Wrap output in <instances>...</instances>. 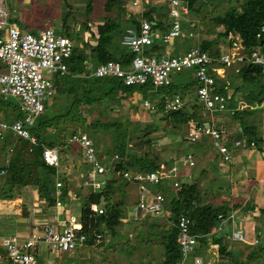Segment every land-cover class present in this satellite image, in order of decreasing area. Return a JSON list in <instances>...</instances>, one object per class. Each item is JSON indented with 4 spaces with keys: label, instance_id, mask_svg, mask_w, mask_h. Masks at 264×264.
<instances>
[{
    "label": "trees",
    "instance_id": "obj_1",
    "mask_svg": "<svg viewBox=\"0 0 264 264\" xmlns=\"http://www.w3.org/2000/svg\"><path fill=\"white\" fill-rule=\"evenodd\" d=\"M85 1L87 3L84 7L85 18L81 22V27L77 29L73 28L71 24L77 21L75 16L79 15L77 13H79L80 10H77L76 14L72 12L74 7L72 3L73 0H62L59 4L60 6H58L59 12H50L49 15H45L44 13L46 4L40 5L41 12L38 15L46 16L49 20L51 16L52 20L55 18L59 20V22H56L58 25L60 23V33L73 41L74 47L72 54L66 61L67 72L59 76V82L56 81L57 95L65 96V101L60 109L55 112H52V109L51 111L45 106L44 112L37 117L34 125L29 128L31 134L36 139L35 144H31L30 141L21 138H18L15 142L14 138H11L9 142L14 141L12 152L8 151L6 146L7 142L1 144L0 156L3 158V163L0 164V169L5 170V174L2 176V182L0 184V198L12 200V198L17 197L14 193L16 189H23L28 185H34L38 197L48 206H55V198L53 196L56 183L55 176L60 166L52 167L46 165L42 157V150L45 146H58L59 148H67V151L71 154L77 151L78 154L83 156V148L79 144L66 142L67 138L74 133H85L91 141L98 137V132L101 130L116 135V144L113 147L114 152H105L109 157L107 161L104 160V164L107 165L105 162L110 163L114 155H117L118 159L109 164L112 166L111 168L107 167L106 173L112 171L114 175L119 173L118 175L122 177V173L125 170H131L133 172H150L157 170L159 164L164 161L162 154L160 152V154L156 153L154 148H149V151L145 150L140 154L131 150L126 141V138L131 132L124 128L123 123L117 116L111 115L113 105L125 99L133 103L134 94H150L153 100L149 102L154 108L156 107L154 112H161L163 114V121L167 122V124L173 128H178L194 118L204 120L199 113L197 108L198 104L195 100L194 102L190 101L185 103L178 110L164 111V95L177 94L180 96L181 100H184L188 93V95L194 98L193 91L197 85L194 68L174 72L175 74L185 75V80H179L177 76L172 77L174 74L172 73L171 83L162 88H155L149 82L143 85H125L121 79L114 76L95 77L91 75L96 65L107 61H118L123 67H127L126 65L131 61L134 54L128 47L122 45L120 40L127 28H139L140 21L138 17L142 16L148 20L152 24L153 29H157L161 33L167 32L170 28L169 16L168 20L163 19V17H165L166 9L168 13L169 2L151 1L141 14L138 13V9L136 8L137 12L130 13L127 22L122 24L108 17H102V23L97 25L96 34H93L89 26L92 21V0ZM181 1L187 5L188 13L189 11L199 12V10H201L200 6H195V3L199 0ZM124 3H126V0H106L104 7L109 11L116 5L118 8L122 7ZM122 10H124V8H122ZM214 11V14L207 19L214 25L220 26L221 29L217 32L215 38L207 41L214 52L213 54L217 55L220 52L219 49L214 48L220 43L219 39H221V43L225 41L230 47L237 38H239L245 52H249L255 47H261L264 51V0H236V3L228 2L227 8L223 12L218 10ZM154 13H156L158 17H155L153 15ZM8 18L9 21L21 26L20 28H24L23 30L28 29L30 21L29 16L24 15L20 17L17 15L15 17L9 16ZM200 28L203 30V27L200 26ZM85 30L94 37V42L84 40L83 31ZM30 32L36 33L37 31L35 32L32 30ZM257 34H259V36ZM177 38L179 37L175 39ZM118 42L121 46L126 48V50L119 54L116 53ZM167 44L168 43H164L160 39H154L153 42L145 48V54L160 57L166 54L173 56L183 52V50H179L178 47L172 52H168L165 48ZM201 47L207 48V46L204 45ZM88 61L93 64V67L88 68L86 66ZM236 76L241 78V83L237 84L234 78ZM229 90H232L231 94H228ZM214 91L223 95L225 98L228 97L226 99V108L229 110L233 108L235 111L233 114H230L228 111L224 112L229 114L228 119L239 120L238 122L244 134L243 136H245L244 140H240L244 141L243 145L245 147L250 148L249 141L253 138L254 130H252L253 132L251 131L249 125L245 123L244 117L246 115L257 114L260 110L258 106L262 103V97L264 96V74L261 73L259 67L254 65H243L239 68L232 66L226 70L223 77L215 76ZM238 95L245 101L247 105L245 108H239L240 99H238ZM8 98H3L0 101V107L3 108V100L7 101ZM156 102L158 103L156 104ZM71 105H78L80 110L78 112H71ZM94 108H96L95 110H97L99 116H107L108 119L100 120L95 117L94 120H91L90 113ZM3 109L5 110L4 119L7 121L12 119L19 120L23 117V112L19 109L17 101L15 104L13 103L10 110L6 109V106ZM222 125V123L217 122L216 127L218 129H223L221 128ZM79 127L83 131L77 132L76 130ZM145 132V134L148 135L152 130L148 129ZM150 141L151 138L149 137L146 138L144 142L151 143ZM93 142L94 141H92V144L100 158V152L96 149L99 143H97V141ZM255 142L257 150L263 153L264 136L255 139L254 143ZM190 145V143L187 144L188 147H190ZM195 145L201 148L203 147V144L200 142ZM228 146H231L229 142ZM185 149L188 150L187 148ZM189 152L190 151L187 152L183 148L182 150L176 151L179 156L178 159ZM192 152H194L193 154L195 156L196 151ZM214 161H216V158ZM205 171V168L200 170L202 173ZM122 180L126 181L123 178ZM115 182L116 178L114 180L109 179L102 188L97 191L88 192L87 197L83 200L80 211L83 215V228L87 231L86 244H89V246H91L94 241L101 242V239L105 237L106 230L112 233L115 232L126 218L123 202L120 200L119 202L111 201V187ZM147 186L153 192L164 194L166 198V207L170 211V215L165 217L170 220L171 226L168 228L161 226V231L159 232L161 238L160 242L164 248L163 259L159 264H180L181 262L182 255L177 242V218L184 211L187 212L191 218V232L198 238L196 252L202 245H207L211 247V249H214L212 246L216 244L218 246L217 254L226 258L231 257L230 264H243L240 263L239 259H235L230 250H228L229 246L225 244V239L229 236L230 231L227 230L226 233L228 236L226 237V233L222 235L217 231V233L215 231L213 232V228L229 217L232 211L238 208L247 210L250 206H245L244 208L240 202L231 203L230 201H221L218 204H214L212 201H207L205 196L208 194V190L205 187L203 188L200 178L195 174H193L190 180H181L177 187L172 186V180L170 178L162 179L158 184H147ZM154 186H156L157 189L155 188L154 190ZM62 188V199L64 200L67 198V188L65 185ZM101 202H103V204H101ZM91 203L99 204L104 209V213H93L89 209ZM251 208L255 209V206L250 207V209ZM260 212L264 213V209L260 210ZM220 215H222V218H219ZM136 220L140 219L136 218ZM140 223L145 227V222ZM153 226L156 227L155 225ZM150 231L151 229H146V233ZM95 234H101V238L98 239ZM1 247L0 245V248ZM250 255H253V253H250ZM72 260L73 258L71 259L70 257V264H72Z\"/></svg>",
    "mask_w": 264,
    "mask_h": 264
},
{
    "label": "rangeland",
    "instance_id": "obj_2",
    "mask_svg": "<svg viewBox=\"0 0 264 264\" xmlns=\"http://www.w3.org/2000/svg\"><path fill=\"white\" fill-rule=\"evenodd\" d=\"M105 1L106 0H92V21L90 22L89 26L93 34H96L97 25L102 23V17H108L111 20L120 22L122 24L127 22L130 13L132 14L137 12V9L131 5V0H126V3H124L122 7L118 8L116 5L109 11H107L104 7ZM61 2L62 0H5V6L10 17H15L17 15L20 17L24 15L29 16V26L28 29L25 30H33L36 32L40 28L53 27L57 32H60V23L59 25L57 24L59 20H56V18L52 20V16L49 20L46 16H40L38 14L41 12L40 5L43 4H46L44 7L45 15H49L50 12L56 11V13H58V6H60L59 4ZM159 2L168 3V0H159ZM228 2L236 3V0L197 1L195 6H200L201 10H199V12L189 11L187 16L179 18L181 23V36L168 43L165 46L166 51L172 52L177 47L179 50L184 51L188 48L196 47L197 45L203 46L204 44H209L207 41L215 38L221 27L214 25L208 19L214 14V10L223 12L227 8ZM72 3L74 5L72 9L73 13L76 14V11L80 10V12L77 13L79 15L75 16L77 21L71 24L73 28L77 29L81 27V22L85 18L84 7L87 3L85 0H73ZM122 8H124L125 11L122 10ZM153 15L158 17L156 13ZM163 19L168 20L167 9ZM200 26L203 27V30L200 28ZM83 32L85 41L94 42L95 39L91 34L86 32V30ZM220 40L221 39H219L220 43L214 48L219 49L220 52H226L229 49V46L225 41L224 43H221ZM124 50H126V48L121 46L118 42L116 53L119 54ZM86 66L91 68L93 67V64L88 61ZM42 74L44 77L52 79L54 82L59 80V74L53 73L49 69H43ZM174 74L172 77L177 76L179 80H185V75ZM234 78L237 81V84L241 83L240 77L236 76ZM193 92L194 98L187 93L186 98L182 100L183 105L190 101L194 102V100L197 103L195 89ZM57 93L56 87L55 94L47 98L45 101L46 106L50 110H53H51L52 112L59 110L65 101V96H58ZM231 93L232 90H229L228 94ZM139 95L140 94L134 96L133 103L125 99L118 104L113 105L111 111V115L117 116V118H119L123 123L124 128L131 132V134L126 138L129 148L137 154H140L145 150L149 151V148H154L156 153H161L163 155L162 158H164V161L168 164H171L177 155L176 151L180 149L182 150V148L187 152L192 150L203 155L202 158H199L198 155L195 157L196 163L192 167V175L195 174L197 177H199L203 188H207L208 194L205 196L207 201H212L214 204H218L221 201H230L231 203L245 202L243 204L244 208L245 206H257L255 209L251 208L252 210L250 207L247 210H234V216L237 211L242 213L240 215L243 216V222H239V220L235 219L240 218L239 215L234 217V219L233 215H230L227 220L225 219L223 223L218 224L215 227V229L220 227V229H216L215 232L217 231L224 235L227 230L230 231L231 234L229 233V236L226 233V237H228L225 239V244L229 246L228 250H230L235 259H239L240 263L264 264V213L260 212V210L264 208V192L259 193L257 192L259 189H253V187H262L264 182L261 183L260 179H262V176H257L255 173V171L257 172V166L255 165L256 162L250 163V165L246 168L248 172L244 171L245 178L249 179V181L246 180L244 181L245 183H243L247 184L248 188L245 186L246 189H244V192L238 193V191L233 188L242 183L237 181L235 172H232V167H235L233 165L237 163L235 162V159H232V163L223 162L212 145H208L207 147L205 146V148H201L197 145H190V147H188V143L184 141L185 134L187 133V126H179L178 128L169 126L167 122L163 121V114L161 112H154L150 108L145 109L146 107L143 105V100L152 101L153 99L151 98L150 94ZM238 96L239 99H241L240 109H242L241 106L245 108L247 106L245 101L240 95ZM2 97L3 96L0 95V101L4 98ZM3 101V108L6 106V109L8 110L12 108L13 103L15 104L16 101L18 102V100L13 97H9L7 101ZM157 103L158 102H156V104ZM3 108L0 107V121L3 120L1 118L4 117L5 113ZM197 108L199 110V106ZM258 108H260V110L257 114L246 115L244 117V121L249 125L251 131L254 130V132L252 131L254 133L252 139L254 140L260 136H264V96L262 97V103L258 106ZM95 109L96 108L92 109L90 113L91 120H94L95 117L100 120L108 119L107 116H99L97 110ZM79 110L80 107L78 105H71V112H78ZM199 113L201 116L202 114H205L202 112V110H199ZM206 114L211 116L209 113ZM228 116L229 114H226L225 112H216L213 124L216 127L217 121L222 124L225 122L224 124L227 128L223 125L221 127L224 129V133L226 135L225 139H227L226 141L231 144L233 140L243 139L245 136H242L241 133L238 132V127H240L238 122L239 120L228 119ZM13 120L14 119L9 121ZM204 121L205 120H203V122ZM148 129H151L152 132L147 135L145 134V131ZM76 131L80 132L83 130L79 127ZM98 134L100 136L98 135V137L95 139L92 137V141H97V143H99V146L96 147V149L100 152L99 155L101 156L102 160L107 161L109 156H107L105 152H114L113 147L116 144V135L114 133H107L103 130L99 131ZM8 135L11 136L9 141L11 138H14L15 142L18 139V137H16L11 132L8 133ZM149 137L151 138V143L144 142L146 138ZM14 141L8 143L14 146ZM170 142L174 144L173 146L171 145V148ZM255 144L252 143V146L249 148L255 149L252 151V154L260 153L256 148L257 145L255 146ZM243 146L244 145L242 141L241 147ZM184 147L188 150H186ZM169 148L170 150L172 149L171 155H164L169 151ZM60 150V167L55 179L62 181L65 187L71 192L72 197L69 195L63 200L65 203V208H67V214L70 212L75 216H79L83 200L87 197V194L90 191V189L83 186L81 176V174L86 170L87 165L83 160V156L78 154L77 151H74V153L71 154L67 151V148H60ZM204 151H207L206 156ZM235 151L236 150H234V152ZM234 152L232 154V158L235 154ZM260 154L264 160V152ZM215 158L216 161H214ZM2 160L3 158L0 156V164L3 163ZM202 168H205L206 170L204 173L200 172ZM179 169L181 170L180 167ZM184 170L185 169H183V171ZM104 177L108 180L109 178L112 180L116 178V182L111 187V201L119 202L120 200L123 202V209L124 213L126 214V218L123 220L121 225L118 226V229L115 232L112 233L111 231L106 230L104 235L105 237L104 239H101V242L94 241L91 246L88 244L87 246H84L74 252L61 251V257L57 260L56 258H53L52 256L51 257L56 260L58 264H60L61 260L64 258L70 257H73L74 259L73 264H159L164 255V248L160 242L161 238L159 232L161 231V226L166 228L171 226L170 220L163 215L157 216L147 211H139V214L136 213L134 209L138 204L140 196L139 194L141 193L139 187H137L138 185L134 183L133 185L129 186L130 184L127 181H123L122 177H120L118 174L114 175L112 171H108ZM1 182L2 178L0 179V184ZM33 186L34 185H28L26 186L27 188L25 187L23 189H16L14 193L17 197H19L12 198L14 200L3 202L5 199L1 198L2 201L0 199L1 237H8L16 234H26L32 230L41 231L47 224L51 223L49 222V219L52 215H54V212L58 207L48 206L38 197L37 193L35 192L36 187L34 189ZM155 188L157 189L156 186H154V190ZM243 188L244 187L242 186L239 190H243ZM74 195L75 198L77 197L75 200L72 199ZM101 204H103V202H101ZM60 209L64 211L63 208ZM136 218L140 220H136ZM140 222H145V227L141 225ZM240 223H243V225H240ZM234 227L236 230L238 228L242 230L241 233L246 236L245 241H237L234 239L232 235V229ZM146 229H151V231L146 233ZM199 248L200 249L196 253L200 254V256L208 261L209 264H230L231 262V257L226 258L217 254L218 246L216 244L212 246L214 249H211V247L207 245H202ZM0 252L3 253L4 248L1 247ZM250 253H253V255H250ZM190 260L191 257L188 258L187 264L190 262Z\"/></svg>",
    "mask_w": 264,
    "mask_h": 264
},
{
    "label": "built area",
    "instance_id": "obj_3",
    "mask_svg": "<svg viewBox=\"0 0 264 264\" xmlns=\"http://www.w3.org/2000/svg\"><path fill=\"white\" fill-rule=\"evenodd\" d=\"M151 1L159 0H132V5L141 14ZM168 2L170 28L167 32L161 33L153 29L148 20L142 16L138 17L139 28H127L120 40V43L134 54L127 67H123L118 61H107L96 65L91 75L114 76L121 79L125 85H143L149 82L155 88H162L171 83L172 73L194 68L197 79L195 97L199 110L211 116L216 112L224 111L233 114L235 109L226 108L228 97L225 98L214 91L215 76L223 77L228 68L232 66L239 68L243 65L257 66L264 74V51L261 47H255L245 52L241 40L237 38L226 52H219L217 55L213 54L209 44L207 48L197 45L173 56L166 54L156 57L145 54V48L154 39L170 43L181 35L179 18L188 14V7L181 0H168ZM8 17L5 0H0V64L3 66L0 71V95L4 98H16L23 117L14 121H0V146L6 142V136L10 132L18 138L28 139L35 144L36 139L29 128L44 112L45 101L55 94L57 87L56 81L44 77L42 70L49 69L59 76L64 75L67 72L66 61L71 56L74 45L69 37L57 32L53 27L40 28L36 33H32L9 21ZM164 101L165 112L178 110L183 105L177 94L164 95ZM239 103L240 108L241 102ZM143 105L155 111L148 100H143ZM184 125L187 126L186 143L195 145L198 142L203 143L207 138L223 162H230L234 149L242 146V140L236 139L229 147L224 131L215 127L212 122L207 123L194 118L181 126ZM66 142L79 144L83 148V160L87 165V169L82 174L83 186L90 189L89 192L102 188L107 182L104 176L108 166L98 157L88 135L74 133L67 138ZM252 143L255 144L253 139L249 141V147ZM6 146L9 152L13 151L12 144L8 143ZM42 157L46 165L58 167L60 148L45 146ZM117 159L118 156L114 155L110 163ZM195 163V156L189 152L171 164L161 162L159 168L154 171L125 170L122 178L131 184H138L141 191L135 212L147 211L155 215L169 216L170 211L166 207L164 194L151 191L147 184H158L162 179L170 178L172 186L177 187L181 180L191 179L189 172ZM4 174L5 170L0 169V179ZM62 187H64L63 182L56 180L53 196L55 206L65 211L67 208L62 199ZM69 195L72 197L67 189V197ZM72 199L75 200L77 197L75 198L74 195ZM89 209L96 214L104 213V209L96 203H91ZM68 213L61 220V225L49 223L41 231L32 230L26 234L2 238L0 245L4 248V252L0 255V264H58L56 260L61 251L74 252L86 246L87 231L83 228L82 212L80 211L79 216ZM219 218H222V215ZM190 224L191 218L187 212L177 218V242L182 255L180 264H187L190 257L188 264H209L205 259L194 254L198 247V238L191 232ZM95 236L98 239L101 238V234H95ZM233 237L246 240V236L237 231L233 232Z\"/></svg>",
    "mask_w": 264,
    "mask_h": 264
},
{
    "label": "crops",
    "instance_id": "obj_4",
    "mask_svg": "<svg viewBox=\"0 0 264 264\" xmlns=\"http://www.w3.org/2000/svg\"><path fill=\"white\" fill-rule=\"evenodd\" d=\"M200 46V45H199ZM204 46H209L208 44H204ZM179 52H181V51H179ZM3 69V66L0 64V71ZM134 96H137L136 94H134ZM134 96H133V99H134ZM140 96V95H139ZM238 99H239V97H238ZM241 100V99H240ZM206 116V117H205ZM202 118H204V122H207V123H209V122H212V123H214V120H215V114L214 115H212V116H209L208 114L207 115H205V114H202V116H201ZM1 119H3V120H1V121H7L6 119H4V117H2ZM218 122V121H217ZM217 124V123H216ZM223 126L224 127H226V125L223 123ZM240 126V125H239ZM222 128V127H221ZM227 128V127H226ZM238 132H240L241 133V135L243 136L244 134H243V132H242V130H241V127H238ZM9 135L8 136H6V142L8 143L9 142ZM242 140H244V138L242 139ZM201 144H203V147L202 148H205V146L207 147L208 146V144H209V140L206 138L204 141H203V143H201ZM174 145L172 142H170V148L172 147V146ZM170 148H169V151L168 152H166L164 155H166V154H169V155H171V151H172V149L170 150ZM242 148V149H241ZM241 148H238V149H236V151L234 152L235 154H234V156H233V160L235 159V162H237L236 164H231V165H233V166H235V167H232V172H235V175H236V177H237V181L238 182H240V183H242V184H239V185H237L236 187H234L233 189H236L237 191H238V193H241V192H244V189H246L245 188V186H247V188H248V185L247 184H244L245 182L244 181H249V179H246L245 178V173H244V171L246 172L247 171V167L250 165V163L252 162V163H255L256 162V166H257V172L255 171V173L257 174V176L258 175H260V176H262V179H260L261 180V183H263L264 182V160L262 159V156H261V154L260 153H258V154H252V151L253 150H255V149H249V148H247V147H245V146H243V147H241ZM190 151V150H189ZM190 152H192V150L190 151ZM192 153H194V152H192ZM204 154H205V156H206V154H207V151H204ZM194 155V154H193ZM198 155V157L199 158H202V156L203 155H201L199 152H196V154H195V157ZM163 156V155H162ZM171 157V156H170ZM204 158V157H203ZM100 159H101V161L104 163V161L102 160V158L100 157ZM178 159V154L175 156V158L173 159V162L174 161H176ZM233 160H231L230 162H228V163H232L233 162ZM108 164H110V163H108L107 162V165L106 166H108V167H110L111 168V166L112 165H108ZM191 171H192V169L190 170V175H191V179H192V173H191ZM184 172H187V170H185ZM248 172V171H247ZM83 174V173H82ZM82 174H81V176H82ZM110 179V178H109ZM105 180L106 181H108V179H106L105 178ZM123 182V181H122ZM244 182V183H243ZM248 183V182H247ZM130 185L129 186H131V185H133L134 183H129ZM138 185V184H137ZM244 187L243 188V190H239L241 187ZM34 187V189H35V186H33ZM138 187V186H137ZM259 187V188H258ZM258 187H253V189H259L257 192H259V193H261V192H264V183L262 184V187L261 186H258ZM25 188V187H24ZM27 188V187H26ZM36 192V191H35ZM37 193V192H36ZM263 194V193H262ZM240 196H242V195H240ZM258 196V195H257ZM19 197V196H18ZM18 197H15V198H18ZM12 200H14V199H12ZM1 201H2V199H1ZM7 201H11L10 199H5V200H3V202H7ZM245 202H241V204L243 205ZM244 206V205H243ZM67 207V206H66ZM255 207H257V206H255ZM264 209V208H263ZM240 210V208H238V211ZM236 212L235 213V217L237 216V215H239L240 216V218H235V219H237V220H239V222H241L242 221V218H243V216H241L240 214H242V213H240V212ZM69 214V213H68ZM136 214V213H135ZM66 215H67V210H65V211H63V210H61V209H58L57 208V210H55V212H54V215H52L51 217H50V219H49V222H51V223H55V224H57V225H61L60 223H61V220H63L65 217H66ZM241 219V220H240ZM243 222V221H242ZM240 225H243V223H240ZM237 227V226H236ZM241 227H244V226H241ZM235 228V227H234ZM2 238H5V237H1L0 236V242H1V239ZM3 253L2 252H0V255H2ZM61 257V255L59 254V257H58V259ZM73 258V257H72ZM71 258V259H72ZM70 258H64L63 260H61V262H60V264H70ZM74 260V259H73ZM73 260H72V264H73Z\"/></svg>",
    "mask_w": 264,
    "mask_h": 264
},
{
    "label": "clouds",
    "instance_id": "obj_5",
    "mask_svg": "<svg viewBox=\"0 0 264 264\" xmlns=\"http://www.w3.org/2000/svg\"><path fill=\"white\" fill-rule=\"evenodd\" d=\"M214 114H215V113H214ZM214 114H213V115H214ZM206 115H207V114H206ZM202 120H203V119H202ZM214 126H215V125H214ZM221 130L224 131V129H221ZM243 142H244V141H243ZM209 145H210V144H209ZM240 148H241V147H240ZM184 212H185V211H184ZM184 212H183V213H184ZM233 212H234V211H232L230 215H233V219H234L235 216H234ZM230 215H229V216H230ZM228 218H229V217H227L226 220H227ZM233 219H232V220H233ZM221 223H223V222H220L219 224H221ZM213 229H214V231H215L216 229H220V228H216V229L213 228ZM214 231H213V232H214ZM235 231L240 232V233L242 232V230L239 229V228H238L237 230H236V228H233V229H232V235H233V232H235ZM241 234H243V233H241ZM234 239L237 240V241H241V240H239V239H237V238H234ZM196 250H197V248H196ZM196 250H195L194 254L200 256V254L196 253ZM200 257H202V256H200ZM202 258H203V257H202ZM203 259H204V258H203ZM181 260H182V259H181ZM207 262H208V261H207ZM180 263H181V262H180ZM208 263H209V262H208Z\"/></svg>",
    "mask_w": 264,
    "mask_h": 264
},
{
    "label": "bare ground",
    "instance_id": "obj_6",
    "mask_svg": "<svg viewBox=\"0 0 264 264\" xmlns=\"http://www.w3.org/2000/svg\"><path fill=\"white\" fill-rule=\"evenodd\" d=\"M1 199V198H0Z\"/></svg>",
    "mask_w": 264,
    "mask_h": 264
}]
</instances>
